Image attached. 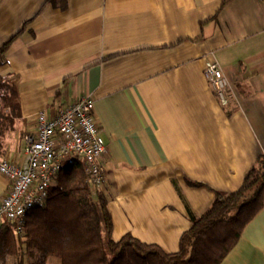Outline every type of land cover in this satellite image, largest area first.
Here are the masks:
<instances>
[{"label": "crops", "instance_id": "obj_1", "mask_svg": "<svg viewBox=\"0 0 264 264\" xmlns=\"http://www.w3.org/2000/svg\"><path fill=\"white\" fill-rule=\"evenodd\" d=\"M12 38L0 77L18 111L0 123V161L24 163L39 112L92 99L115 241L129 233L176 252L186 205L202 215L264 155L261 0H0V47ZM207 60L229 83L227 107ZM8 189L0 174V199ZM221 264H264V202Z\"/></svg>", "mask_w": 264, "mask_h": 264}, {"label": "trees", "instance_id": "obj_2", "mask_svg": "<svg viewBox=\"0 0 264 264\" xmlns=\"http://www.w3.org/2000/svg\"><path fill=\"white\" fill-rule=\"evenodd\" d=\"M232 0H221L226 5ZM264 2V0H261ZM14 38L0 47L3 55ZM4 109L10 113L4 114ZM18 111L13 85L0 77V123ZM1 125V124H0ZM192 186L200 184L189 182ZM264 202V155H258L236 191H213L210 206L195 216L186 205L190 228L181 234L178 250L166 253L124 234L113 240V223L102 192L93 193L80 163L66 165L48 191L44 205L30 210L23 223V238L10 225L0 226V264H221L238 243L243 229ZM27 259L34 260L27 263Z\"/></svg>", "mask_w": 264, "mask_h": 264}, {"label": "built area", "instance_id": "obj_3", "mask_svg": "<svg viewBox=\"0 0 264 264\" xmlns=\"http://www.w3.org/2000/svg\"><path fill=\"white\" fill-rule=\"evenodd\" d=\"M203 76L221 107H227L232 95L216 61H205ZM23 153L22 165L0 161V174L9 183L8 191L0 199V226L10 225L21 239L26 214L44 205L50 187L66 165L80 163L91 191H103L107 148L95 121L94 103L88 97L61 105L51 116L39 112L32 132L23 136Z\"/></svg>", "mask_w": 264, "mask_h": 264}, {"label": "rangeland", "instance_id": "obj_4", "mask_svg": "<svg viewBox=\"0 0 264 264\" xmlns=\"http://www.w3.org/2000/svg\"><path fill=\"white\" fill-rule=\"evenodd\" d=\"M4 113H5V111H4ZM26 261H27V263H32L34 260L27 259ZM11 262H12V260L8 259L7 264H12ZM46 264H60V261L56 258H49L47 260Z\"/></svg>", "mask_w": 264, "mask_h": 264}]
</instances>
